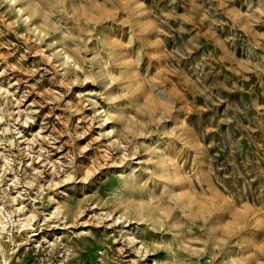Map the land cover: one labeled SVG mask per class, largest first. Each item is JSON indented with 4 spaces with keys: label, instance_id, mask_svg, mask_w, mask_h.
I'll return each instance as SVG.
<instances>
[{
    "label": "rangeland",
    "instance_id": "374dc122",
    "mask_svg": "<svg viewBox=\"0 0 264 264\" xmlns=\"http://www.w3.org/2000/svg\"><path fill=\"white\" fill-rule=\"evenodd\" d=\"M0 264H264V0H0Z\"/></svg>",
    "mask_w": 264,
    "mask_h": 264
},
{
    "label": "bare ground",
    "instance_id": "6f19581e",
    "mask_svg": "<svg viewBox=\"0 0 264 264\" xmlns=\"http://www.w3.org/2000/svg\"><path fill=\"white\" fill-rule=\"evenodd\" d=\"M156 167H158V165H156ZM157 175V174H156ZM163 177H165V175H163ZM139 184V183H138Z\"/></svg>",
    "mask_w": 264,
    "mask_h": 264
}]
</instances>
